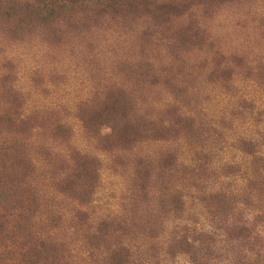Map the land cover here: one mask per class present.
<instances>
[{
    "label": "rangeland",
    "instance_id": "rangeland-1",
    "mask_svg": "<svg viewBox=\"0 0 264 264\" xmlns=\"http://www.w3.org/2000/svg\"><path fill=\"white\" fill-rule=\"evenodd\" d=\"M120 5H76L46 37L0 0V264L21 211L67 264H99L117 239L144 264H192L180 239L215 232L221 206L226 222L264 210V0ZM117 96L137 127L122 142L91 117Z\"/></svg>",
    "mask_w": 264,
    "mask_h": 264
},
{
    "label": "trees",
    "instance_id": "trees-1",
    "mask_svg": "<svg viewBox=\"0 0 264 264\" xmlns=\"http://www.w3.org/2000/svg\"><path fill=\"white\" fill-rule=\"evenodd\" d=\"M2 1L10 4L9 8L11 11L6 15L8 16L12 13L16 17L17 27L25 29V26L32 27L36 23L38 27H42V32L46 37H54L62 23H65L66 27L72 26V21L65 22V18L66 15L74 14L77 6L82 5L83 12L94 13L95 15L107 11L108 8L112 12L116 9H121L120 0H68L67 2L63 0ZM118 94L120 92L115 95ZM126 104L127 101L125 99L117 96L110 107L93 111L94 113L91 114V117L95 123V128L93 129L95 134H99L101 130L106 129L107 137L118 142L135 136L137 127L126 118ZM103 120L113 124H107ZM162 141L166 142L167 139ZM246 155L249 154L246 153ZM78 166L79 172L74 167V176L80 178V172L89 173L90 169H87L85 163H80ZM228 187L227 185L225 186V188ZM249 191L251 192V190ZM244 192L243 195H245ZM228 197L230 196L224 197V202L227 203L228 207L232 205L231 207L235 209L240 196L235 199L231 197L232 199L229 200ZM227 205H224V207ZM222 209L223 207L221 206L219 209L220 220H217L219 223L215 227V232L196 231L195 229L193 231L195 233L190 238L182 237L178 245L181 253L187 255L192 264H217L218 257L219 259L223 257L224 264H264V238L257 235L259 234L258 223L264 226V210L249 223L244 219L246 213L243 209L238 218L231 219L229 217L230 220L226 222L229 214L223 213ZM17 219L19 223L16 222L15 230L21 234L25 227L26 236L24 234V238H21V235L9 236L3 241L7 243L5 248L11 249L10 252L14 257L17 256L15 253L17 252V258L13 259L15 264H67L64 262L65 256L59 250V244L54 239H51L48 235L41 239L39 233H37L38 235L36 234V232H42L41 230L34 229V226L28 223L26 224L27 226L22 225V222L27 221V214L21 211ZM222 227L225 228L223 233H217L218 230L223 229ZM118 229L116 230L118 232L115 231L112 237L118 234L119 237L122 235V229ZM234 235L240 237V240L238 241L237 238L233 237ZM122 242V240L118 239L115 242L110 240L104 250L105 257L99 261V264H144L146 262L145 259L143 260L140 257L139 252H135L130 246L126 247L127 245L122 244ZM234 244H237L238 248L237 252L231 256V251L235 247Z\"/></svg>",
    "mask_w": 264,
    "mask_h": 264
}]
</instances>
